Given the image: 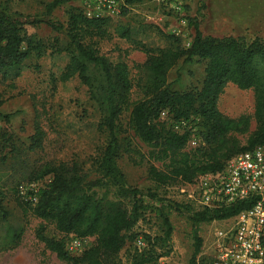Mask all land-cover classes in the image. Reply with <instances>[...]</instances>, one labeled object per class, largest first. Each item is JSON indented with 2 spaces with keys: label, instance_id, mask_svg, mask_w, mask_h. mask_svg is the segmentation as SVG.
Listing matches in <instances>:
<instances>
[{
  "label": "trees",
  "instance_id": "1",
  "mask_svg": "<svg viewBox=\"0 0 264 264\" xmlns=\"http://www.w3.org/2000/svg\"><path fill=\"white\" fill-rule=\"evenodd\" d=\"M71 1L78 0H53L44 6L42 18H30L12 12L8 4L0 0V75L4 79L18 77L24 63L31 58L40 59L47 54L68 57L60 80L78 79L86 88L87 98L99 117L97 129L105 135V146L95 163L98 177L87 181V176L76 165L45 166L26 179L28 185L49 177L48 183L38 189L35 203L20 195L18 188L22 184L11 189L17 205L33 217L53 224L64 238H94V244L81 255L71 256L65 249L64 239H48L41 230L37 231V239L65 264H121L117 261L119 253L135 244L137 234L132 230L148 212L160 218V234H144L145 247L134 248L128 264H156L170 252L168 243L173 228L169 212H186L193 228L191 261L195 264L202 244L197 236L199 226L229 220L248 211L255 205L256 198L220 209L195 210L190 204L167 200L165 203L156 194L143 195L127 186L117 165L120 152L117 133L118 122L129 105L134 87L130 71L121 57L102 53V43L111 38L109 18L88 19L81 10L73 8L66 13L65 25L50 18L54 10ZM138 1L125 0L126 4ZM39 24L60 32L62 38L44 42L28 33V27ZM118 36L131 41L124 29L118 31ZM162 36L169 41L165 49L134 43L147 59L142 67L144 81L138 85L142 99L133 106L130 122L137 137L155 149L154 158L165 162L164 171L154 167L148 170L154 183L159 186L174 182L193 184L202 176L222 172L238 154L264 146V38L203 36L197 24H194L189 48L182 47L174 36ZM193 59L205 65L201 88L185 93L172 91L168 83L170 71L180 62ZM230 84L241 91L253 92L252 118L231 119L218 110V100ZM162 112L167 113L165 120L160 118ZM251 119L255 129L249 133ZM176 122L186 123L180 132L173 129ZM246 134V143L240 146L237 136ZM193 138L198 142L197 147L184 151ZM38 143L39 134H36L34 145ZM1 176L0 173V222L6 223L3 245L14 248L24 230L8 223ZM103 187L106 193L99 198L96 188ZM206 262L203 257L198 259V264Z\"/></svg>",
  "mask_w": 264,
  "mask_h": 264
},
{
  "label": "rangeland",
  "instance_id": "2",
  "mask_svg": "<svg viewBox=\"0 0 264 264\" xmlns=\"http://www.w3.org/2000/svg\"><path fill=\"white\" fill-rule=\"evenodd\" d=\"M2 1L8 4L12 12L30 18H42L44 6L53 0ZM84 2L78 0L62 5L53 11L50 18L65 25L67 11L73 8L83 12ZM108 21L111 38L102 43V53L114 58L121 57L128 65L134 85L129 105L118 122V168L127 186L143 195L156 194L165 203L166 200L172 203L184 202V197L179 193L183 184L174 182L169 186H159L149 178L150 167L164 171L165 162L154 158L155 149L137 137L130 122L133 106L142 99L138 85L144 81L145 72L142 67L147 59L146 54L134 43L139 42L146 48L165 49L169 41L162 36L164 34L176 37L182 47L189 48L194 24L198 25L203 36L242 37L246 40L264 38V0H186L179 14L167 8L165 10L159 0H139L133 4L125 2L121 16L109 18ZM123 29L128 32L132 42L118 36V31ZM28 33L35 34L44 42L55 37L62 38L60 32L44 24L28 27ZM68 61L64 54H47L40 59L31 58L26 61L16 78L4 79L0 75V173L5 196L3 205L9 213L8 223L14 227L21 226L24 230L19 244L14 248H6L3 245L6 223L0 222V264H65L46 249L37 239L36 233L41 230L48 239H64L66 251L73 238H64L53 224L37 219L20 208L11 192L12 188L15 189L19 184L26 186V179L30 175L49 165H76L87 176V181L98 177L95 163L105 146V135L97 129L99 117L87 98L86 88L78 79L68 82L60 80ZM204 68V63L197 59L180 62L168 75L170 89L180 93L199 90L204 79ZM217 107L224 116L231 119L241 116L252 118L254 94L230 84L220 96ZM254 129L255 123L251 119L249 133ZM36 134H39L37 146L34 145ZM248 134L237 136L240 146L245 145ZM195 147L188 142L184 151L188 152ZM48 180L49 177H46L33 183L30 190L41 188ZM105 193L104 187L96 188L99 198ZM168 219L173 228L168 243L170 252L156 264H192L194 238L189 214L170 211ZM215 226H199L197 236L202 241L203 253L209 248ZM160 227V218L148 212L132 232L137 234V239L143 240L144 234L159 235ZM82 241L83 249L76 254L71 252V256L81 255L83 250L94 244L93 237ZM134 248L142 250L135 244L126 246L119 253L117 261L128 264ZM198 259L196 257L195 264H198Z\"/></svg>",
  "mask_w": 264,
  "mask_h": 264
},
{
  "label": "built area",
  "instance_id": "3",
  "mask_svg": "<svg viewBox=\"0 0 264 264\" xmlns=\"http://www.w3.org/2000/svg\"><path fill=\"white\" fill-rule=\"evenodd\" d=\"M185 1L159 0V3L165 10L179 14ZM84 6L83 14L88 19L116 18L121 16L125 0H85ZM166 117V112L160 114L162 120ZM185 124L176 122L172 126L180 132ZM190 145L195 147L198 142L193 138ZM32 185H21L18 191L26 201L35 203L38 188L30 190ZM179 193L184 197V203L195 210L220 209L256 198L250 210L229 220L211 223L216 226L211 233L209 248L198 258H205L208 264H264V146L238 154L220 173L202 176L193 184H183ZM82 242L73 237L67 247L68 253L80 252ZM135 246L143 249L145 242L137 239Z\"/></svg>",
  "mask_w": 264,
  "mask_h": 264
}]
</instances>
